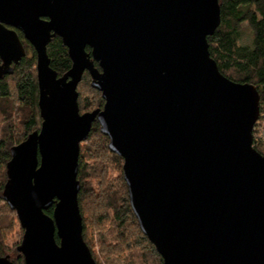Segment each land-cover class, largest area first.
<instances>
[{
	"label": "water",
	"instance_id": "95a60500",
	"mask_svg": "<svg viewBox=\"0 0 264 264\" xmlns=\"http://www.w3.org/2000/svg\"><path fill=\"white\" fill-rule=\"evenodd\" d=\"M220 24L219 0H0V79L26 56L20 31L36 51L43 120L12 147L2 195L24 229V264H97L78 200L95 122L164 264H264L260 96L211 56ZM56 36L72 60L61 76L48 55ZM86 71L105 103L82 113Z\"/></svg>",
	"mask_w": 264,
	"mask_h": 264
},
{
	"label": "trees",
	"instance_id": "16d2710c",
	"mask_svg": "<svg viewBox=\"0 0 264 264\" xmlns=\"http://www.w3.org/2000/svg\"><path fill=\"white\" fill-rule=\"evenodd\" d=\"M219 3L221 24L208 37L209 50L225 76L236 82L249 83L257 89L260 117L254 127L253 145L264 155V0H219ZM245 25L252 34L247 43L242 42ZM23 42L26 50L29 48L26 56L14 65L13 74L0 79L2 123L10 122V128L0 135V201L4 203V210L0 214V254L9 256L15 264H24V257L17 250L21 242L12 253L5 241L4 231L13 226L15 217L19 220L16 211L2 196L8 181L7 163L12 158V147L39 130L43 121L39 108L36 51L29 41ZM87 50L91 51L90 48ZM48 55L51 67L60 76L71 68L68 48L60 37H54L48 44ZM96 66H99L98 63ZM85 79L91 80L88 72H85L82 81ZM91 89L95 95L89 100L79 91L80 110L103 108L105 101L102 93L92 86ZM16 118L23 125V136L16 134V125L11 122ZM108 144L109 137L100 131V124L95 122L89 138L81 145L78 172L81 189L78 200L83 217L84 240L97 264H164L156 247L142 232L131 207L123 175L124 159L110 151ZM111 170L117 171V174H112ZM47 212L52 215L53 209ZM90 215L96 218L91 223ZM90 225L99 231L95 236L98 234L103 261L94 253L89 239ZM126 250L129 253H125ZM138 258L140 261H137Z\"/></svg>",
	"mask_w": 264,
	"mask_h": 264
},
{
	"label": "rangeland",
	"instance_id": "374dc122",
	"mask_svg": "<svg viewBox=\"0 0 264 264\" xmlns=\"http://www.w3.org/2000/svg\"><path fill=\"white\" fill-rule=\"evenodd\" d=\"M251 37H252L251 31L245 25L244 26V34H243L242 42H246V43L250 42ZM27 50H29V48ZM78 91H80V93H81V95L83 97H87L88 100L90 99V97H93L95 95V92H93L92 89H91V80H88V79H85V80H83L81 82V84L78 87ZM1 105H0V110H1ZM80 111L82 113L86 112L83 109H81ZM2 122H3V116H2V113L0 111V135L3 132H6L5 129L7 130V128L8 129L10 128V127H8V123H10L9 121H7L5 124H3ZM11 122L14 125H16V131H15L16 134L19 135V136H23V128H22L23 125H21V123L19 122V119H17V118L16 119H12ZM82 143H81V145H82ZM111 173L116 175L117 171L114 172L113 170H111ZM2 209L4 210V203L2 201H0V214L2 212ZM11 217H13V216L11 215ZM89 220H90V223H91V221L92 220H96V218H95V216L90 215L89 216ZM95 229H96V227L92 228L91 225H90V228L88 230L89 231V239H90L91 243L93 244V249H94L95 255L100 260L103 261L104 260V258H103L104 254L102 252L101 245H100V243L98 241V238H99L98 234L96 235L97 237L95 236V233H99V231L97 229L95 231ZM4 232L6 234L5 241H6V243H8L9 249L13 253V252L16 251V245L19 244L20 242H22L23 235H24V229L21 227L19 220L15 217V222H14L13 226H11V228L6 229ZM125 253H129V251L126 250ZM137 261H140V259L138 258Z\"/></svg>",
	"mask_w": 264,
	"mask_h": 264
},
{
	"label": "flooded vegetation",
	"instance_id": "af4514ba",
	"mask_svg": "<svg viewBox=\"0 0 264 264\" xmlns=\"http://www.w3.org/2000/svg\"><path fill=\"white\" fill-rule=\"evenodd\" d=\"M18 33H19V35H20V37H21V40L22 41H25L26 39H25V37H24V35H23V33L22 32H20V31H18ZM21 33V34H20ZM23 37V38H22ZM28 41V40H27ZM23 44H24V42H23ZM24 46H25V44H24ZM25 49H26V47H25ZM26 54H27V50H26ZM1 62V61H0ZM14 66V65H13ZM86 72H88V71H86ZM89 73V72H88Z\"/></svg>",
	"mask_w": 264,
	"mask_h": 264
}]
</instances>
